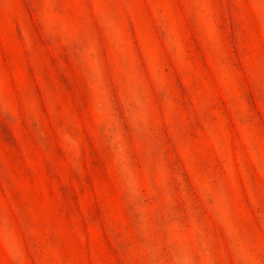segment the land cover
<instances>
[{
	"label": "rangeland",
	"instance_id": "rangeland-1",
	"mask_svg": "<svg viewBox=\"0 0 264 264\" xmlns=\"http://www.w3.org/2000/svg\"><path fill=\"white\" fill-rule=\"evenodd\" d=\"M0 264H264V0H0Z\"/></svg>",
	"mask_w": 264,
	"mask_h": 264
}]
</instances>
